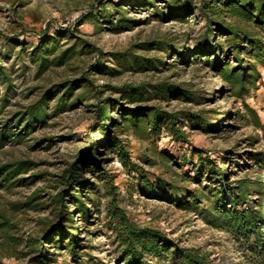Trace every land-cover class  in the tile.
Instances as JSON below:
<instances>
[{
	"label": "rangeland",
	"instance_id": "obj_1",
	"mask_svg": "<svg viewBox=\"0 0 264 264\" xmlns=\"http://www.w3.org/2000/svg\"><path fill=\"white\" fill-rule=\"evenodd\" d=\"M202 1L0 0V67L7 77L0 80V134L10 133L0 143V167H10L16 162L31 164L26 172L14 178V186L7 191L2 189L5 183L1 182L3 175L0 176V224L7 222L6 230L0 229V264H32L35 254L28 243L42 237L44 224L56 217L52 198L65 189L62 173L89 143L100 139V135L92 133L97 124L95 108L101 109V117L105 114V105L100 101L85 97L70 108L67 105L56 108L57 99L68 87L74 85L68 100L81 92L78 83L84 79L91 82L93 94H98L99 100L118 98L120 94L115 88L142 86L148 91L162 83L173 84L195 97L192 101L170 98L165 102L154 99L138 104L202 118L208 126L204 132L183 121L182 130L188 134L189 145H177L164 133L153 143L115 134L127 143L129 158L143 169L150 184L157 177L166 185L174 182L177 190H196L198 185L193 180L196 157L190 156L193 149L201 150L215 165L228 170L229 182L244 177L264 179V170L253 160V155H264V132L241 117L240 102L232 97L227 85L218 79L213 63L208 64L205 58L209 54V61L215 63L218 56L224 63L227 60L223 54L208 53L209 50L205 54L200 50L210 45L205 34L208 19L199 10ZM115 5L119 7L114 8ZM91 13L97 16L96 20L87 19ZM212 32L225 50L224 37H219L213 28ZM43 33L58 43L53 54L39 51V56L48 61L39 69L40 61L31 60L30 53L38 48ZM70 49L72 55L67 52ZM63 52L64 58L57 61ZM261 76L258 91L246 103L264 126V73ZM42 98L47 102L45 120L22 132L28 110ZM17 133L23 137L15 138ZM150 145H154L156 152L174 159L171 170L150 167L140 161ZM99 152V159L104 160L100 168L112 175L131 221L160 229L179 246L201 248L213 264H245V251L197 213L177 207L172 190L165 193L158 190L146 197L139 194L137 181L126 175L115 155L103 149ZM186 176L188 179L183 182L180 178ZM82 177L99 184L85 171ZM167 194L171 199L164 198ZM251 198L255 200L258 196L253 194ZM66 206L72 213L77 242L84 254L77 264H118L112 237L102 222L103 209L97 214L86 205L90 211L87 223L72 205ZM223 206L227 207L226 197ZM43 252L51 260L48 264H76L62 251L44 247Z\"/></svg>",
	"mask_w": 264,
	"mask_h": 264
},
{
	"label": "trees",
	"instance_id": "obj_2",
	"mask_svg": "<svg viewBox=\"0 0 264 264\" xmlns=\"http://www.w3.org/2000/svg\"><path fill=\"white\" fill-rule=\"evenodd\" d=\"M185 6L188 7V1ZM118 7L119 5L114 6V8ZM199 10L208 19L205 34L207 45L210 42V45L206 46L207 49H200L201 52L206 54L209 50L208 53L213 51L215 55L218 52L223 54L222 56L227 60L224 63L219 61L218 56L217 58L214 56L215 63L209 61V54H206L205 58L208 64L213 63L212 67L218 79L227 85L232 97L240 102L241 117L264 132V126L257 113L246 103L250 95L258 91L262 83L261 73H264V0H203ZM182 16L178 17L182 18ZM90 17L93 20L97 18L92 13L87 19ZM118 23L122 24L123 21L118 20ZM212 28L219 37H224V44L227 46L225 50L216 42ZM67 35H70L69 31ZM57 43L58 40L55 38H48L45 33L42 34L38 48L30 53L31 60L40 61L39 69L48 62L39 56V51L53 54ZM75 47L78 48L77 44ZM67 52L71 54L73 50L70 49ZM175 52L179 58L182 57L180 52ZM64 54V52L61 53L57 61H61ZM96 70L99 71V68ZM6 79V74L0 67V80ZM78 85L81 92L68 100L67 97L73 95L74 85L68 87L57 99L56 108H64L66 105L70 108L87 99L85 97L100 101L105 105L103 107L105 114L101 117V109L95 108L97 124L92 132L100 135V139H94L89 143L86 150L76 155L74 162L69 164L62 173L61 180L65 189L52 198L56 217L53 222L44 224L42 237L28 243L30 251L35 254L32 264L50 263L48 255L43 252L44 247L62 251L69 255L74 263H80L84 254L79 248L82 245L77 242L78 232L74 227L72 213L68 210L67 204L72 205L78 216L87 223L90 222V211L86 205H89L97 214L100 213V208L103 209L102 222L105 230L112 237L118 264H213L207 252L201 248L179 246L160 229L142 226L131 221L112 175L103 172L100 168L104 160L99 159L101 153L99 149L110 151L112 155H115L126 175L137 181L136 188L139 189V194L146 197L158 190L164 193L172 190L177 207L197 213L209 226L227 234L245 251L243 253L245 264H264V179L262 176L254 179L244 177L229 182L228 170L215 165L208 156H203L204 152L201 150L193 149L190 156L196 157V165L193 168L196 175L193 180L198 185L196 190L188 192L181 188L180 191L174 187V182L166 185L157 177L154 178L155 182L150 184L143 169L129 158L127 143L116 138L117 133L137 142L153 143L164 133L177 145H189L188 134L182 130L183 123L186 122L189 126L195 127L196 131L204 132L208 126L202 118L188 112L171 113L163 111L158 106L138 104L154 99L165 102L170 98L192 101L195 97L173 84L162 83L151 86L148 91L142 86L115 88V91L120 94L118 98L99 100L98 94H93L91 82L84 79ZM46 106L47 102L42 98L28 110L27 119L23 121L22 132L32 129L34 123H42L45 120ZM112 113L117 116L112 117ZM9 135L10 133L7 132L1 133L0 143L3 139H8ZM14 136L22 138L23 134L17 133ZM253 160L264 170V155L261 153L253 155ZM140 161L144 165L158 166L166 171L171 170L174 159L162 152H156L154 145H150L143 151ZM181 161L185 162V157H182ZM30 165V162H16L10 167L8 165L0 167V176L3 175L1 182L5 183L2 189L5 191L11 189L14 186L12 182L14 178L26 172ZM84 171L94 176L99 184L94 185L84 180L82 177ZM180 179L186 182L188 177ZM100 192H102L101 199H104L102 206ZM253 194L258 198L253 200L251 198ZM224 197L227 199V207L223 206ZM164 198L171 199L168 194L164 195ZM31 201L32 199L29 200ZM6 228L7 222L0 224V229L5 231ZM9 240L13 241V238L9 237Z\"/></svg>",
	"mask_w": 264,
	"mask_h": 264
}]
</instances>
